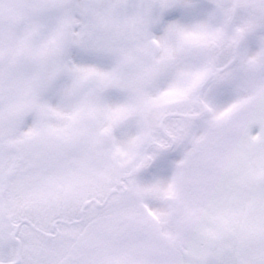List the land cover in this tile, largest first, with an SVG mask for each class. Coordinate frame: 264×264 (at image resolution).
Segmentation results:
<instances>
[{
  "label": "snow or ice",
  "instance_id": "6c2138e0",
  "mask_svg": "<svg viewBox=\"0 0 264 264\" xmlns=\"http://www.w3.org/2000/svg\"><path fill=\"white\" fill-rule=\"evenodd\" d=\"M0 264H264V0H0Z\"/></svg>",
  "mask_w": 264,
  "mask_h": 264
}]
</instances>
